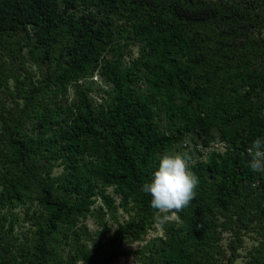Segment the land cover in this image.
I'll return each mask as SVG.
<instances>
[{
  "label": "trees",
  "instance_id": "obj_1",
  "mask_svg": "<svg viewBox=\"0 0 264 264\" xmlns=\"http://www.w3.org/2000/svg\"><path fill=\"white\" fill-rule=\"evenodd\" d=\"M257 138L264 0H0V264H264ZM173 152L199 185L161 224Z\"/></svg>",
  "mask_w": 264,
  "mask_h": 264
},
{
  "label": "clouds",
  "instance_id": "obj_2",
  "mask_svg": "<svg viewBox=\"0 0 264 264\" xmlns=\"http://www.w3.org/2000/svg\"><path fill=\"white\" fill-rule=\"evenodd\" d=\"M248 154L251 170L264 172V138L255 139ZM191 159L188 152L162 155L151 181L143 185L142 191L151 195L155 219L161 224L188 207L197 194L199 178L191 169Z\"/></svg>",
  "mask_w": 264,
  "mask_h": 264
},
{
  "label": "rangeland",
  "instance_id": "obj_3",
  "mask_svg": "<svg viewBox=\"0 0 264 264\" xmlns=\"http://www.w3.org/2000/svg\"><path fill=\"white\" fill-rule=\"evenodd\" d=\"M132 51H133V53H134L136 50L133 49ZM93 81H94L96 84H99L98 79L93 78ZM214 147H218V146H214ZM217 149L222 151L221 148H217ZM108 192H110V189L108 190ZM122 213H123L122 210H119L118 213H117V214H118V218H119L120 221H123L124 219H126V215H124V214H122ZM174 217H175L174 215H171V218H170V219H173ZM105 219L108 220V225H109V226H112L113 229H115V228L117 227V225H116L112 220H109V219L107 218V216H106ZM86 225H87L88 230H89L90 232L96 231V230L98 229L97 222H96V220H95L94 218H88V219L86 220ZM160 234H161V230H160L159 228H156L155 231H149L148 234L145 236L144 240L147 241V240H149L150 238H152V237H154V236H157V235H160ZM145 241H142V242H135V243H133V244H131V245H127V244H125L124 247H129V248H131L132 250H134V249H136V248L142 246V245L144 244ZM124 261H127V262H129V263H132V262H133L132 257H128V258H120V259H119V262H124Z\"/></svg>",
  "mask_w": 264,
  "mask_h": 264
}]
</instances>
